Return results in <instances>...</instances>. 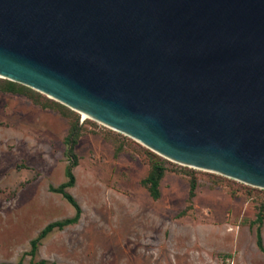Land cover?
<instances>
[{"label": "water", "instance_id": "obj_1", "mask_svg": "<svg viewBox=\"0 0 264 264\" xmlns=\"http://www.w3.org/2000/svg\"><path fill=\"white\" fill-rule=\"evenodd\" d=\"M0 77L264 188V0H0Z\"/></svg>", "mask_w": 264, "mask_h": 264}, {"label": "rangeland", "instance_id": "obj_2", "mask_svg": "<svg viewBox=\"0 0 264 264\" xmlns=\"http://www.w3.org/2000/svg\"><path fill=\"white\" fill-rule=\"evenodd\" d=\"M153 165L164 169L157 199L142 182ZM68 167L80 216L40 238L31 257L44 227L75 213L51 190ZM257 232L264 247V188L171 161L0 77V264H264Z\"/></svg>", "mask_w": 264, "mask_h": 264}, {"label": "trees", "instance_id": "obj_3", "mask_svg": "<svg viewBox=\"0 0 264 264\" xmlns=\"http://www.w3.org/2000/svg\"><path fill=\"white\" fill-rule=\"evenodd\" d=\"M10 84H13L12 82H10ZM5 90L7 91H15L14 88L9 85L5 88ZM71 134V132L66 136L65 138V143L68 144V148H67V155L70 156V157H74V154H73V148H74V145H75V139H69V135ZM163 167L162 166H159V165H153L151 167V171H150V174L147 178L143 179L142 182L144 184H147L148 185V190L152 196L153 199H157L158 196H159V189H158V182L163 174ZM66 176H67V181L62 183L61 185H59L57 188H51L52 191H55V192H59L61 193L65 198L66 200L73 205L74 209H75V213L73 215V217L71 218H68V219H65L64 221H58V222H52V223H49L47 224L44 229L41 231L40 235L31 241V249L29 251L31 257L34 256L35 254V250L38 246V241L40 238H42L43 236H45L49 231H51L54 227H63L64 225H67V224H71V223H75L79 216H80V208L78 206V204L76 203V201L73 199V197L67 193L65 191L66 187H69V186H72L73 185V182H74V175L71 171V169L68 167L66 168ZM194 190H195V184L192 182L190 183V187H189V195L190 196H193L194 194ZM258 220L261 219V217H257ZM256 241H257V246L258 248L264 252V247L262 245V242H261V236H260V233L257 232L256 234Z\"/></svg>", "mask_w": 264, "mask_h": 264}, {"label": "bare ground", "instance_id": "obj_4", "mask_svg": "<svg viewBox=\"0 0 264 264\" xmlns=\"http://www.w3.org/2000/svg\"><path fill=\"white\" fill-rule=\"evenodd\" d=\"M79 113H81V112H79ZM84 117H86V115H84L83 113H81Z\"/></svg>", "mask_w": 264, "mask_h": 264}]
</instances>
